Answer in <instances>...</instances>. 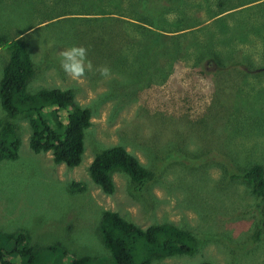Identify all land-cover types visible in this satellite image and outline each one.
I'll use <instances>...</instances> for the list:
<instances>
[{"label": "rangeland", "instance_id": "obj_1", "mask_svg": "<svg viewBox=\"0 0 264 264\" xmlns=\"http://www.w3.org/2000/svg\"><path fill=\"white\" fill-rule=\"evenodd\" d=\"M226 1L233 7L218 9L221 0H155L157 7L162 4L157 10L172 8L164 14L167 21L180 17L182 26H205L188 46L189 53L183 51L187 37L180 39L181 59L170 69L163 56L151 53L160 52L157 39L144 38L141 50L138 26H133L135 35L124 34L121 22L103 15L78 25L92 15L82 0H0V78L9 60L8 40L22 36L35 69L28 91L74 88L77 100L94 111L82 162L71 167L57 163L52 151L31 147L28 119L8 116L0 95V116L17 122L22 138L17 158L0 159V230L9 235L22 230L33 244H58L74 254L93 251L106 257L99 225L109 209L142 228L173 221L213 237L197 253L153 264H264V228L258 241L252 233L259 209L244 185L228 174L249 162L264 166V0ZM128 4L125 0L121 6ZM208 8L218 12L211 15ZM171 28L162 32L171 36L183 31L177 24ZM74 45L87 48L94 69L122 71H111L107 79L95 70L82 82L70 79L58 52ZM201 47V53L192 55ZM112 91L116 97L110 96ZM117 144L139 158L151 180L137 188L129 175L116 171L115 191L106 194L88 168L97 153ZM72 180L84 188L71 191Z\"/></svg>", "mask_w": 264, "mask_h": 264}, {"label": "trees", "instance_id": "obj_2", "mask_svg": "<svg viewBox=\"0 0 264 264\" xmlns=\"http://www.w3.org/2000/svg\"><path fill=\"white\" fill-rule=\"evenodd\" d=\"M126 1L129 4L126 8H122L121 5L125 0H82L86 5L89 4L88 10L91 9L90 12L95 17L92 18V15L87 13L89 15L83 18L84 21H78V25L87 26L86 20L91 18L94 23V20L98 18L97 15H103L113 23L121 22L120 26H123L124 34L135 35L133 26H138L140 29L136 35L141 37V50L146 46L147 41L144 42V38L148 36L151 41L157 39V44L162 45L160 52L151 51V53L157 58L163 56L164 63L170 65V69L176 61H179L178 58L181 59L177 52L181 43L180 39L187 37V46L184 45L183 51L189 53L188 46L197 37V32L205 29V26L199 22L195 27L196 30L187 25L182 26L180 17H175L174 22L167 21L164 14L172 8L157 10L162 4L157 7L155 0ZM91 5L92 8H90ZM227 5L233 7L230 2L221 0L218 9ZM207 10L211 15H216L218 12H213L211 8ZM159 11H162L160 15ZM114 14L122 16L117 19L112 16ZM131 18L132 20L129 21ZM172 24H177L183 31L173 33L171 36L162 32L163 29L172 31ZM113 29L116 28L110 26V30ZM80 30L87 31L86 27H81ZM167 37L172 38L168 43ZM7 43L10 51L9 60L0 78L1 104L5 112L10 117L20 116L28 119L32 129L30 145L35 151L50 150L57 163H66L71 167L79 165L85 151L86 129L93 125V109L77 100L74 88L42 87L34 92L28 91L29 78L35 72L27 48L28 43L22 36L8 40ZM168 44H172V47ZM169 48L173 52L166 53ZM202 50V47L192 50V55L196 52L201 53ZM193 60L197 61L195 57L192 58ZM237 61L238 59L233 61V64ZM157 62L161 64L160 59H157ZM110 70L116 75L122 71L115 68ZM168 76L169 74L165 79ZM136 81L137 79L134 78L133 83ZM110 93V96L116 97L114 91ZM18 128L17 122L0 116V159H15L19 156L22 138ZM233 169L228 173L231 174L230 180L243 184L253 197L257 210L259 209L260 219L255 218L256 222L253 226L255 229L253 230L252 227L255 242L262 236L264 228V212L262 213L264 166L261 162H249L248 166L244 165L238 171ZM88 171L94 184L106 194H112L115 191L113 174L116 171L129 175L131 184H135L137 188L151 180L150 170L121 144L113 145L97 153ZM70 187L71 191L75 187L84 188L77 180L70 181ZM197 192H200V188ZM261 205L263 207H260ZM246 213H252V211L246 210ZM99 232L109 252L106 257L93 251L84 255L74 254L68 247L58 244L47 246L33 244L22 230H16L10 235L0 230V264H153L169 256L197 253L204 244L213 240V237L200 236L190 228H182L165 220L155 221L142 228L121 216L119 212L109 209L102 212ZM187 264L212 263L209 260H202Z\"/></svg>", "mask_w": 264, "mask_h": 264}, {"label": "clouds", "instance_id": "obj_3", "mask_svg": "<svg viewBox=\"0 0 264 264\" xmlns=\"http://www.w3.org/2000/svg\"><path fill=\"white\" fill-rule=\"evenodd\" d=\"M61 69L72 80L82 82L87 72L95 70L103 78L111 76V70L107 66H97L95 69L90 59L88 50L84 46H70L62 48L58 52Z\"/></svg>", "mask_w": 264, "mask_h": 264}, {"label": "flooded vegetation", "instance_id": "obj_4", "mask_svg": "<svg viewBox=\"0 0 264 264\" xmlns=\"http://www.w3.org/2000/svg\"><path fill=\"white\" fill-rule=\"evenodd\" d=\"M166 222H172V223H175V222H173V221H166ZM176 224V223H175ZM176 225H178V224H176ZM179 227H182V228H184L183 226H180V225H178Z\"/></svg>", "mask_w": 264, "mask_h": 264}]
</instances>
